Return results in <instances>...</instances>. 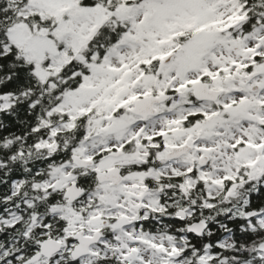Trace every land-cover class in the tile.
<instances>
[{
    "label": "flooded vegetation",
    "instance_id": "af4514ba",
    "mask_svg": "<svg viewBox=\"0 0 264 264\" xmlns=\"http://www.w3.org/2000/svg\"><path fill=\"white\" fill-rule=\"evenodd\" d=\"M60 1L57 11L26 5L46 17L50 12L57 17L61 49L50 40L48 29L41 36L56 48V58L47 52L39 59L27 44L14 39L21 28L33 37L25 24L17 25L18 0L10 1V19L2 29L16 45L26 47L29 60H38L40 64L34 69L27 66L42 80L44 90L49 87L50 70L62 72L72 56H91L92 63L87 67L73 69L75 77L85 73L84 81H78L79 89L70 91L55 107L71 117L86 118L89 127L74 129L75 122L60 120L48 129L44 117L36 128L42 130L41 139L35 144L33 139L26 140V153L22 145L15 147L20 150L13 158H36L43 165L37 182L46 186H51L57 170L72 167L74 178L67 188L75 183L85 194L66 207L75 211L79 222L73 233L67 227L62 235L54 234L50 226L43 227L44 211L34 212L33 198L20 193L22 185L29 183L23 177L15 180L13 193V199L20 203L7 211L4 222L15 227L26 217L27 234L44 233L39 250L45 240L63 244L60 254L41 262L66 260V254L72 261L76 235L98 239L91 247L94 255L77 261L79 264L106 256L104 250L124 243L146 246L145 239L155 237L181 249L179 260H171L173 264H188L185 254L189 249L203 246L209 250L213 245L225 248L227 241L235 244V232L243 219L242 203L244 211L249 210L244 219L257 217L264 224V201L258 210L250 205L253 196L264 192V9L258 10L264 0L194 3V7L207 12L205 18L213 16L212 25L219 29L208 32L206 37H210L201 45L197 37L205 26L193 25L195 14L175 20V25L159 27L153 37L145 35L146 20L139 30L134 26L140 10L145 17L148 0ZM159 13L154 12L151 19ZM84 15L103 17L90 24L87 35L79 37L82 29L77 28V22ZM74 36L80 40L77 44ZM248 42L252 46L248 47ZM93 79H97V85L105 79L107 93L101 96L98 90L89 92L90 106L79 114L70 112V95L82 93ZM31 94V89L6 94L0 97V105L3 110L16 107L22 99H31ZM141 101L149 106L144 115L135 113ZM65 133L75 137L67 162L64 151H59V138ZM84 147H89L86 155L79 152ZM75 159L91 165L81 168L75 165ZM51 165L55 170L49 173ZM25 172L28 174L30 168ZM108 174L115 176V181L104 177ZM217 188L219 192L214 194ZM120 195L124 203L116 198ZM147 196L157 199V208L145 204ZM162 205L166 207L163 212ZM61 207H55L53 215L62 216L56 213ZM219 210L225 220L215 216ZM179 213H184V219ZM197 223L205 225L202 237L189 231ZM40 225L42 230L34 231Z\"/></svg>",
    "mask_w": 264,
    "mask_h": 264
},
{
    "label": "trees",
    "instance_id": "16d2710c",
    "mask_svg": "<svg viewBox=\"0 0 264 264\" xmlns=\"http://www.w3.org/2000/svg\"><path fill=\"white\" fill-rule=\"evenodd\" d=\"M11 0H0V97L6 94H15V92L22 93L28 89L32 90L31 99H22L15 106L10 109H2L0 105V264H22L32 256L38 253L39 244L43 236V232H36L34 235L27 234L26 231V217L24 221L13 227L12 224L4 222L7 217V211L12 210L15 204L19 205V199L15 201L13 199V193L15 188V180L25 178L29 183H24L21 189V195L28 194L34 200L33 209L34 212L41 210L46 219L43 223V227L50 226L53 229L54 234H61L66 231L68 222L63 216L53 215L52 210L55 207H64L68 202L64 198L65 190H57L52 186H46L45 184L38 183L39 171H43V165L37 163L36 158H30L23 155L18 156L16 160L13 158L14 153L18 154L20 149H15L22 145L24 152H27L26 140L33 139V144L41 139L42 130L37 131V126L41 120L45 117L48 122V129L52 122L66 121L75 122L74 129L88 128V120L84 117L74 116L71 117L69 112L63 111L59 106L60 102L66 99L67 94L70 91L78 90L80 85L78 81H84V74L80 77L73 75V69L78 66L87 67L91 64L89 55H83V59L80 57L72 56L73 58L67 60L62 69V72L58 70H50L48 79V88L42 84V80L38 78L33 71L29 70L27 65H33V69L36 65L40 64L37 59L29 60L28 53H26V47L21 48L16 45L10 38V35L6 36L3 32V27L10 19V3ZM18 22L17 25L25 24L30 30L33 37L43 36L48 29V35L50 40L54 42L57 48L61 49L60 40L58 37V20L57 17L51 12L46 17L45 13L39 10H32L33 7L31 0H18ZM22 1L23 4L20 3ZM84 2L95 1L97 3L107 2L108 0H83ZM24 5V6H23ZM27 5V6H26ZM23 7V9H22ZM264 9L263 6H258V10ZM11 23V21H10ZM48 62L44 63L47 64ZM49 63L52 64V57L49 56ZM85 71V69L83 68ZM44 90V92H43ZM40 98V99H37ZM32 102V104H31ZM16 110V111H15ZM50 113V116L48 115ZM42 128V127H41ZM31 129L33 135H31ZM36 129V130H35ZM17 134L13 137V135ZM19 137L21 140L17 141ZM46 137V135H45ZM73 135L69 133L62 134L60 136L61 142L59 143V151H64L65 159L69 160L70 145L73 142ZM72 140V141H71ZM73 144V143H72ZM30 165V166H29ZM60 166V165H57ZM30 168V172L27 174L25 171ZM55 166L51 165L47 171L49 173L54 172ZM264 201V192L257 196H253L250 202L251 207H255L257 210ZM26 202L23 201L25 206ZM163 204V201H162ZM242 203V213L240 228L235 232V244L233 248H221L213 245V248L206 249L203 246L194 247L189 249L185 256L188 264H243L250 262L252 264H264V260L256 255L250 254L246 247L253 245H259L261 240H264V224L260 218L253 217L249 220L244 219L249 212L245 210ZM166 209L162 205V212ZM225 214L222 211L215 213L219 219H224ZM225 220V219H224ZM41 226H37L34 231L42 230ZM221 235V232L218 236ZM255 247V246H254ZM209 251L212 255V260L204 262L201 257ZM65 259L52 262H40L38 264H79L70 261L69 254L64 255ZM223 262V263H221ZM85 264H126L123 260L117 256L107 257L98 256V258L91 259ZM160 264H173L171 260Z\"/></svg>",
    "mask_w": 264,
    "mask_h": 264
},
{
    "label": "rangeland",
    "instance_id": "374dc122",
    "mask_svg": "<svg viewBox=\"0 0 264 264\" xmlns=\"http://www.w3.org/2000/svg\"><path fill=\"white\" fill-rule=\"evenodd\" d=\"M203 0H148V6L144 8V12L146 13L145 17L142 18V10L141 13L138 15V17L135 20V28L139 30L140 26L144 25V21L146 20L147 26L145 30L146 36H157L159 27H165L167 24L175 25V20L179 21L183 17H187L188 15H194L197 17L193 25L198 26L200 24H203L205 26V29L202 30V33L199 37L200 43L198 45H201L206 37V34L208 32H216L218 31V27H216L212 22L213 16H209L205 18L207 12H202L199 10V8L196 6L194 7V3L200 4ZM33 8L38 9H48V10H59V6L61 5L60 0H31ZM172 8L173 11L170 13L169 9ZM159 11V15L156 17V19L152 20L151 16L154 14V12ZM103 16L95 17L94 16H88L84 15L81 20L77 22V28L82 29L78 34L79 37L85 36L89 33L88 27L92 22H100L102 20ZM177 18V19H176ZM144 23V24H143ZM212 25V26H211ZM23 29H18L14 33V39L19 42L20 44H27L29 47V51L35 56L41 59L45 53L49 52L52 54L53 58H56L58 55L56 52V48L53 46L52 43L48 42L47 40L39 37H29L28 33L22 31ZM75 34L77 32L76 26H75ZM76 34V35H78ZM138 33H135V36H138ZM75 44H77L80 40L78 37L74 36ZM248 47L252 46L250 42L246 44ZM100 74L105 75L106 73H99L97 74L100 76ZM97 79H93V81L90 83V85L79 94H72L69 97V100H67L68 109L70 112H73L75 114L81 113L84 109L90 106L92 101L89 99V92H95L99 91L101 93V96H104L107 93L106 88V81L105 79L101 81L99 85L96 84ZM102 98V97H100ZM67 109V110H68ZM81 154H88L89 153V147H84L79 151ZM74 176H72V167L59 169L57 170L55 174V179L52 182L51 186L57 190H63L67 188L68 183L72 181ZM219 192V189L217 188L216 191H214V194ZM232 194V193H231ZM119 201V203H124L125 200L122 195L116 197ZM145 204L151 208H157L158 207V201L155 197H146ZM126 205H123L125 207ZM114 208L119 209L116 205H114ZM122 209V207H120ZM56 213L61 214L64 218H66L67 222H69V231L70 233H73L78 225L79 222V216L75 213V211L70 207H61ZM264 243V240H261L259 245ZM124 246L118 247L115 249H106L104 250L107 257L117 256L119 259L123 260L126 264H160L163 262H166L167 260L176 261L179 260V253L181 252L180 248H173L170 247L168 244L162 241L161 238L155 237V238H146L145 239V245L146 246H139L134 247L131 246L129 243H124ZM258 244L253 245L251 247H246L247 251L250 254L256 255L258 253L259 257H261L264 260V256L260 254L258 249ZM255 246V247H254ZM225 248H233L234 243L232 241H227L224 243ZM212 255L210 253H205L201 259L204 262H209L212 260ZM223 263V262H221ZM243 264H252L250 262H245Z\"/></svg>",
    "mask_w": 264,
    "mask_h": 264
},
{
    "label": "water",
    "instance_id": "95a60500",
    "mask_svg": "<svg viewBox=\"0 0 264 264\" xmlns=\"http://www.w3.org/2000/svg\"><path fill=\"white\" fill-rule=\"evenodd\" d=\"M149 111V106L147 105V101H141L136 104L135 113L144 115ZM75 165L81 168H85L91 165L90 162L82 161L80 159H75ZM112 174H108L107 177L109 180L115 181V176L112 177ZM101 182H104L102 177L99 178ZM118 182H114V185H118ZM85 194V190L78 187L77 184H71L64 193V198L67 200L69 205L75 204L77 201L81 199V197ZM180 219H184V213L178 214ZM190 233H193L197 237H202L205 231V225L202 223H197L189 227ZM75 240L77 241V245L71 251V258L73 262L80 261L83 258L91 257L94 255L91 247L92 245L98 242V239H90L83 238L82 235H76ZM63 251V244L57 240H45L41 246L40 250L37 254L32 256L30 259L25 261L22 264H38L43 259L49 261L55 255L60 254ZM257 251L264 256V243L258 246Z\"/></svg>",
    "mask_w": 264,
    "mask_h": 264
}]
</instances>
